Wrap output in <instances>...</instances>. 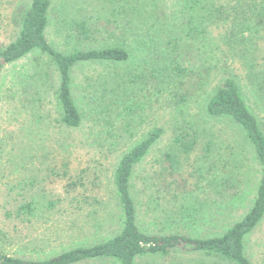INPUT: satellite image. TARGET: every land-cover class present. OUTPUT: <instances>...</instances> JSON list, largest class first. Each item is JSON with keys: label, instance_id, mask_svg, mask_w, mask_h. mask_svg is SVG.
Segmentation results:
<instances>
[{"label": "rangeland", "instance_id": "374dc122", "mask_svg": "<svg viewBox=\"0 0 264 264\" xmlns=\"http://www.w3.org/2000/svg\"><path fill=\"white\" fill-rule=\"evenodd\" d=\"M187 1L53 0L47 37L55 47L71 50L76 32L67 21L88 15L95 8L101 11L93 26L97 31L81 45L100 48L118 44L130 51V59L119 64H87L78 69L73 94L85 114L79 128L65 127L59 121L55 97L58 79L53 67H43L50 77L37 78L38 94L32 96L30 89L26 90L23 77L36 70L37 54L4 69L0 85L2 251L24 258H44L104 240L119 231L122 213L114 171L121 155L155 126H163L165 134L132 177L143 229L206 237L221 233L248 211L256 195L260 165L240 128L228 119L204 117L207 94L202 93L190 104L188 100L180 108L171 100L169 88L160 94L155 87L142 90L140 82L137 88L129 81L136 72L163 65L168 57L178 56L189 72V55L194 56L196 64L212 69L207 93L223 78L235 77L264 127V86L258 85L264 78V24H257L264 17V0H210L212 15L204 18L203 31L193 30L190 35ZM29 3L30 0H0V43L16 37ZM251 73H260V79L250 80ZM106 81L110 89L118 88L123 98L130 95L137 104L142 103L141 108L131 114L121 112L122 108L108 113L104 100L110 102L109 99L100 98ZM32 97L35 100H28ZM102 102L101 108L97 107ZM183 117L204 129L201 147L207 140L213 141L208 158L201 147L184 154L174 143L172 127ZM108 131L123 136L117 146H110ZM166 152L179 156L180 172L188 178L189 185L199 183L203 190L197 189L189 198V215L178 214L177 219L168 212L169 199L160 200V205L155 200L158 161ZM34 177L46 193L62 196V205L41 218L8 216L24 198L39 195L41 187L29 183ZM210 181L214 184L210 185ZM71 182H77V188L66 193ZM247 254L255 264H264V220L248 238ZM202 260L213 262L200 253L174 252L138 264H201Z\"/></svg>", "mask_w": 264, "mask_h": 264}, {"label": "trees", "instance_id": "16d2710c", "mask_svg": "<svg viewBox=\"0 0 264 264\" xmlns=\"http://www.w3.org/2000/svg\"><path fill=\"white\" fill-rule=\"evenodd\" d=\"M52 3L53 0H30L22 14L16 37L6 44L0 43V85L3 71L8 65L16 64L32 54H37L36 70L23 77L26 90L29 88L32 96L38 94L39 90L35 85L37 78L45 80L50 77L49 72L43 67L47 66L46 64L53 67L58 79L55 97L59 121L65 127L79 128L84 122L85 114L73 94L76 72L82 65L87 64L124 63L130 59V51L118 44L100 48H85L81 45L97 31L93 26L96 18L101 16V11L95 8L91 9L88 15L67 21L68 24H66L71 25L72 32H76L72 35L74 43L71 50L58 49L47 37L50 14L54 9ZM187 4L189 35L193 30L203 31L201 24L204 18L212 15L213 5H208L210 0H188ZM257 24H264L263 16ZM196 63L198 62L195 57L189 55V72H187L178 56L168 57L163 65H155L150 70L136 72L129 81L134 86L137 85V88L140 82L142 90L155 87L160 94L169 88V93L173 95L171 100L180 108L184 107L188 100L190 104L202 93L207 94L203 107L204 117L228 119L240 128L260 165L256 195L245 215L221 233L206 237L178 231L163 233L143 229L139 224L138 205L132 191V177L135 168L145 160L153 146L165 134L163 126H155L121 155L114 171V184L122 213V226L119 231L104 240L90 245L74 246L44 258H24L10 255L0 249V264H81L92 261H101L105 264H138L144 259L163 258L174 252L200 253L213 260L211 263L202 260L201 264H255L247 254V240L264 220V127L248 104L241 85L235 77L223 78L207 93L212 69L203 63ZM249 79L252 81L260 79V73L249 74ZM105 85L100 98L109 99L110 102L104 100L107 104L104 109L108 113L110 110L115 112V109L122 108L121 112L131 114L135 108H141L142 103L137 104L135 98L133 99L130 95L129 97L126 92L124 95L128 97L123 98L117 92L118 88L110 89L108 81ZM258 85L264 86V78L258 81ZM92 98L97 102L96 97L92 96ZM28 100L35 99L32 97ZM103 103L97 104V107L101 108ZM172 130L174 143L182 153L191 154L200 149L204 129L200 128L194 120L183 117L174 123ZM122 137L121 134L108 131L107 139H110L108 140L111 147L117 146ZM212 144V140H207L201 147L207 158L212 151ZM158 162L160 163L157 172L159 180L156 183L155 200H158L160 205L163 202L160 200L169 199L166 203L171 206L169 211L167 210L172 213L171 217L176 216L177 219L178 214L189 215L188 200L197 192V189L202 190V188L199 183H195V186L189 185L188 178L180 172L181 161L175 153L166 152L163 159ZM29 183L41 187L38 191L39 195L35 193L31 197L24 198L15 211L8 212V216L22 219L28 216L41 218L47 212H53L62 205L64 198L57 194L46 193L35 177L31 178ZM209 184L212 185L214 182L210 181ZM77 185V182L68 183L65 192L70 193L76 190ZM199 198L196 197L197 200H200Z\"/></svg>", "mask_w": 264, "mask_h": 264}]
</instances>
